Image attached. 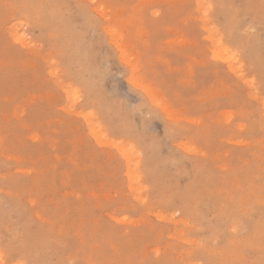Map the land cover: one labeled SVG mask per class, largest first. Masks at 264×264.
Here are the masks:
<instances>
[{"label": "rangeland", "instance_id": "374dc122", "mask_svg": "<svg viewBox=\"0 0 264 264\" xmlns=\"http://www.w3.org/2000/svg\"><path fill=\"white\" fill-rule=\"evenodd\" d=\"M0 264H264V0H0Z\"/></svg>", "mask_w": 264, "mask_h": 264}, {"label": "bare ground", "instance_id": "6f19581e", "mask_svg": "<svg viewBox=\"0 0 264 264\" xmlns=\"http://www.w3.org/2000/svg\"><path fill=\"white\" fill-rule=\"evenodd\" d=\"M51 16H52V15H51ZM134 24H135V23H134ZM60 27H61V26H60ZM60 27H59V28H60ZM57 29H58V28H57ZM72 35H73V34H72ZM71 46H72V45H71ZM249 85H250V84H249ZM153 92H154V91H153ZM153 94H155V93H153ZM88 130H89V129H88ZM131 165H132V164H131Z\"/></svg>", "mask_w": 264, "mask_h": 264}]
</instances>
